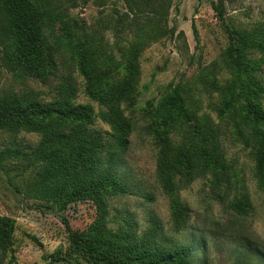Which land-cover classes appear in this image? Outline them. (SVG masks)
Listing matches in <instances>:
<instances>
[{
	"label": "rangeland",
	"instance_id": "obj_1",
	"mask_svg": "<svg viewBox=\"0 0 264 264\" xmlns=\"http://www.w3.org/2000/svg\"><path fill=\"white\" fill-rule=\"evenodd\" d=\"M131 1L133 10L126 0H66L65 17L44 22L46 45L57 48L47 78L12 66L0 42V98L50 102L67 77L73 101L93 112L88 128L104 133L102 159L117 160V176L127 187L107 195L111 229H131L138 236L156 230L160 243L191 251L188 264H264V185L257 174L256 133L257 128L264 132V123L256 124L247 107L254 101L264 111V0ZM140 43L145 46L138 52L137 79L120 104L129 127L119 143L103 116L109 107L93 96L99 90L81 61L92 46L98 65L124 77L132 63L128 48ZM175 90L188 116L161 125L160 103ZM213 133L227 165L226 179L220 183L209 167L180 188L178 225L172 197L160 180L164 144L172 161L179 149L211 146ZM41 138L37 132L1 130L0 155L32 150ZM28 164L16 155L0 161V215L16 223L13 245L7 253L0 250V264H95L72 243L65 225L67 219L75 231H87L97 217L94 202L82 199L61 209L56 182L45 176L43 162Z\"/></svg>",
	"mask_w": 264,
	"mask_h": 264
},
{
	"label": "trees",
	"instance_id": "obj_2",
	"mask_svg": "<svg viewBox=\"0 0 264 264\" xmlns=\"http://www.w3.org/2000/svg\"><path fill=\"white\" fill-rule=\"evenodd\" d=\"M65 2L0 0V28H5L4 32L0 29V42L12 66L21 67L39 78H47L48 67L54 70L57 48L46 45L44 22L52 17H65L62 13L66 9ZM147 2L148 5L152 4ZM126 3L130 9L135 6L131 0H126ZM215 8L223 16V9L217 5ZM144 46L140 43L128 48L132 63L128 65L129 72L124 77H116L111 66L98 65L94 57L97 50L92 46L85 49L86 59L81 61L82 71L99 90L93 96L109 107L103 116L112 125L119 143L129 127L120 104L134 87L138 75V52ZM260 47L264 50V46ZM238 48L235 50L240 52ZM58 90V97L50 102L24 99L17 95L0 98V131L25 130L42 135L36 148L20 150L16 154L4 150L0 161L5 155H16L29 162L26 168L33 166L35 160L42 161L45 176L56 182L58 201L63 210L82 199L94 202L97 217L87 231H75L67 219L65 225L72 243L95 264H188L191 251L183 246L169 248L160 243L156 230L151 229L144 236H138L131 229L118 231L108 226L107 195L122 194L127 191V187L117 176V160L109 157L105 162L102 159L106 142L103 132L88 128L93 122L91 108L73 101L74 88L67 77L62 78ZM247 107L256 124L264 123V111L258 103L250 101ZM186 116L188 111L185 101L178 90L161 101V125L170 126ZM256 133L259 139L257 174L264 185V132L257 128ZM210 140L211 146L198 143L187 150L179 149L172 161L169 158V146L164 144L160 180L172 197L173 213L178 225L183 217L180 188L188 185L200 173L207 172L209 167L214 168V175L220 183L226 179L227 165L214 133ZM243 204L244 199L238 198L237 205ZM15 230V220L0 215V250L3 253L11 249ZM32 238L36 239L35 236Z\"/></svg>",
	"mask_w": 264,
	"mask_h": 264
}]
</instances>
